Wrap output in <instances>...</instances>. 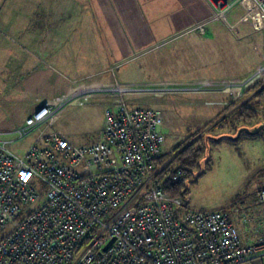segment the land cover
I'll use <instances>...</instances> for the list:
<instances>
[{"label":"rangeland","instance_id":"374dc122","mask_svg":"<svg viewBox=\"0 0 264 264\" xmlns=\"http://www.w3.org/2000/svg\"><path fill=\"white\" fill-rule=\"evenodd\" d=\"M241 8L219 21L211 20L204 0H0V139L23 155L36 134L19 139L16 129L44 101L85 84L113 79L141 86L194 85L179 88L187 92L156 88L158 93L126 98L162 115V167L187 146L205 145L200 167L184 180L185 210L244 209L264 176V130L229 137L238 135L235 127L252 130L264 118V72L255 77L264 34L254 25L261 23L259 16L238 23L245 14ZM202 23L204 33L197 28ZM245 73L240 92L222 90L232 83L217 85ZM108 103L102 95L68 106L49 132L76 145L91 142ZM233 103L253 117L238 122L229 115L226 123ZM220 133L225 138L217 143ZM230 215L239 232L252 230L255 239H264L263 224L238 223Z\"/></svg>","mask_w":264,"mask_h":264},{"label":"built area","instance_id":"2783aa9c","mask_svg":"<svg viewBox=\"0 0 264 264\" xmlns=\"http://www.w3.org/2000/svg\"><path fill=\"white\" fill-rule=\"evenodd\" d=\"M204 1L211 20L219 21L245 5L242 20L259 16L264 34V0ZM204 24L197 26L201 33ZM256 71L255 77L264 72V47ZM217 85L240 92L244 83ZM186 86L196 87L116 81L77 87L44 101L16 129L19 139L36 134L23 155L0 139V264H245L264 257V239L243 243L230 215L264 214V178L252 202L228 212L185 210L182 197L155 182L166 140L163 117L126 96L158 93L156 88L187 92L179 90ZM102 95L109 103L94 140L76 145L49 132L66 107ZM185 176L177 170L169 185Z\"/></svg>","mask_w":264,"mask_h":264},{"label":"trees","instance_id":"16d2710c","mask_svg":"<svg viewBox=\"0 0 264 264\" xmlns=\"http://www.w3.org/2000/svg\"><path fill=\"white\" fill-rule=\"evenodd\" d=\"M232 109L233 111H229V113L225 117L226 123L228 121L227 119L229 118V115H234V117L236 118L234 120L235 121L237 120L238 122L240 121L243 122L244 120L246 121L253 117L251 111L249 109L247 110L246 107H242V106L237 107V104L233 103L231 110ZM263 122H264V118L262 121H260L259 124ZM226 123L222 122L221 128H223L224 127L223 125ZM238 130H239V127L238 128L235 127L232 132L235 131V134H236ZM221 134L223 133H220V135ZM224 138L225 136L221 135L219 137V140H215V142L219 143ZM175 150L178 151V147ZM203 150L205 153V145L204 146L200 145L198 147L196 144H191L187 146L185 149L176 153L175 158L163 167L161 165L163 164L164 160H163V156L161 155L155 161V167L158 169V173L156 174V177H155V182L165 187L167 192L171 194L172 196H179V197H182L184 200V197L186 195V190L182 189L184 180L188 178V176L191 175L195 169L200 167L199 159H200V156ZM160 167H162L161 170H160ZM179 169L185 171L186 173L184 180L178 184L169 185V180L171 176ZM201 175L202 173H199L197 177H200ZM262 178H264V176Z\"/></svg>","mask_w":264,"mask_h":264},{"label":"crops","instance_id":"0c3cea01","mask_svg":"<svg viewBox=\"0 0 264 264\" xmlns=\"http://www.w3.org/2000/svg\"><path fill=\"white\" fill-rule=\"evenodd\" d=\"M241 9L243 10V13H245V14L238 19V23L245 24V23H248L247 21H250L251 19L256 17V16H252L251 18H247V19H245L243 21L242 19L245 17V15L248 12V10H247V7L245 5H242ZM258 18L261 20V23H254V25H255V27L259 28L262 31V29H261L262 19L260 17H258ZM240 33L246 35L245 29H242V31H240ZM258 65L259 64H257V66ZM244 75H247V73L239 74L238 77H236L234 79H228L226 82H228V81H240V79ZM112 83H114L113 79H112V82H110L108 84H112ZM79 84H81V83L77 82L76 85H79ZM85 85L87 86V84H85ZM101 85H103V84H101ZM245 214H246L245 216H243L241 214L235 215V218H237L238 223L242 222L243 224H246V225H253L252 223H255V225H253V226L256 227V224L261 225L264 222V214H263V212L260 209L250 210L249 213L245 212ZM235 229H236L237 233L239 234V236L241 237V239L243 240V243H245V244H250V243H254L256 241L261 240V239H255V237L253 235L254 233L252 232V230L250 232H248V233H245V234L243 233V231H240L242 233V235H241L240 232L237 230V228H235ZM245 264H264V257L253 259V260H251V261H249V262H247Z\"/></svg>","mask_w":264,"mask_h":264},{"label":"water","instance_id":"95a60500","mask_svg":"<svg viewBox=\"0 0 264 264\" xmlns=\"http://www.w3.org/2000/svg\"><path fill=\"white\" fill-rule=\"evenodd\" d=\"M262 130H264V122L259 124L256 128L249 130V129H240L238 130V135L236 134V137H229L232 139H238L242 134L247 135H258Z\"/></svg>","mask_w":264,"mask_h":264}]
</instances>
